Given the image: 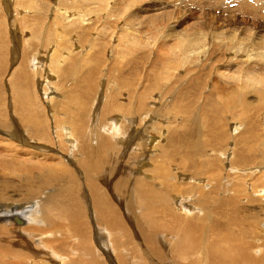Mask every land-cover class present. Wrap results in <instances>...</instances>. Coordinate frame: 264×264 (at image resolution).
I'll use <instances>...</instances> for the list:
<instances>
[{
	"label": "bare ground",
	"instance_id": "1",
	"mask_svg": "<svg viewBox=\"0 0 264 264\" xmlns=\"http://www.w3.org/2000/svg\"><path fill=\"white\" fill-rule=\"evenodd\" d=\"M32 1L4 0V8L0 0L1 12L4 9L13 12L8 8L14 5L23 9V13L14 12L12 25L16 30L27 31L20 35L22 39L15 36L17 32L10 35L14 42L12 47L8 38L11 33L6 31L7 23L0 13V78L7 73V68L17 63L8 77L11 80L7 88L9 101L0 92V133L6 137H0V264H100L93 259L94 256L99 258L98 246L112 256L115 264H147V257L139 255L144 251L140 253L137 239L129 235L130 224H134L135 232L142 236L143 243H139L157 259L152 264H264V181L261 179L264 178V115L258 124L257 117L243 119L247 107L241 102L220 105L217 81L212 82L208 95L201 93V107L188 104L194 101L191 91L204 88L195 82L201 80V75L198 79L192 78L183 88L172 86L157 90L158 83L167 79L162 76L150 80L140 92L134 90L138 82L131 88L126 81L122 83L123 90L114 92L108 88L114 87L111 67L107 70L105 85L96 81L105 73L103 76L99 64L100 53L92 51L93 43L88 51L90 55L78 64L77 55L66 47L68 41L58 36L63 29L59 31L58 26V29L43 30L41 16L46 10L39 12L42 15L28 14L27 11L37 10ZM95 1H99L96 13L101 14L98 17L104 12L107 15L110 0ZM41 6L39 4L38 8ZM86 8H90L86 13L93 10L88 4ZM43 9L47 7L40 8ZM115 14L110 11L106 18ZM152 14L150 9H138L130 20L135 23L139 19L140 23L142 17ZM85 15L73 12L67 16L75 21L78 16L83 17L81 20L85 23ZM85 28L87 30L88 26ZM37 37L43 43L41 59L33 54ZM191 43L199 44V39ZM208 44L211 42L206 46ZM216 45L219 44L210 45L215 53ZM61 55H67L66 60H60ZM153 63L157 67L176 65L158 58ZM43 68L48 74L42 72ZM37 69L41 70L38 75L45 74L42 84L37 86L43 93L42 97L38 95L42 101L37 100L34 76L30 73ZM251 70V67L245 70L246 75ZM256 71H252L256 77L262 75V68ZM54 75L57 82L51 85L63 93L51 97L49 80L55 79ZM112 75L115 80L117 75ZM153 91H157L153 96L161 98L162 102L146 101ZM195 95L192 94L193 98ZM164 98L169 101L164 103ZM184 101H187L186 111L174 109L175 104ZM90 103L93 108L85 110ZM161 105L172 107L164 118L159 113ZM235 105L240 109V125H248L250 130L234 136L230 143L226 132L235 135L237 126L231 121L227 123L226 115L232 116L229 108ZM46 108L48 124L42 116ZM257 113H264V107ZM110 114L119 115L121 120L113 118V122L107 124ZM34 137L40 138V144L54 145V150L65 156L66 161L52 158L43 146L36 152L18 146L24 145L21 144L24 139L26 142ZM15 142L18 144H13ZM230 145H233L231 149ZM200 155L202 159L195 158ZM224 156H230L229 161L220 163ZM45 157L51 159L42 161ZM64 162L70 168L64 166ZM107 164L110 169L104 171ZM251 165L256 168L251 169ZM77 170L81 172L83 184ZM13 179L18 182L13 183ZM248 179H252L251 185ZM260 183H263L261 187ZM107 193L113 195L114 203ZM16 201H30L31 207L19 209L17 204L12 205ZM89 218L95 230L102 227L98 235L106 239L102 242L99 238L95 248L91 244L93 233L91 235ZM36 231L39 234L35 236ZM65 231L68 238L64 236ZM37 247L43 255H39Z\"/></svg>",
	"mask_w": 264,
	"mask_h": 264
},
{
	"label": "rangeland",
	"instance_id": "2",
	"mask_svg": "<svg viewBox=\"0 0 264 264\" xmlns=\"http://www.w3.org/2000/svg\"><path fill=\"white\" fill-rule=\"evenodd\" d=\"M43 1L33 0L32 2L36 6L33 3L32 4L34 5L35 8L37 7L38 11L36 9L32 10L36 12V14H34V12L27 11L28 14L30 15L32 13L30 16L37 15V14L42 15L40 14L41 11L46 10L45 12H42L43 15L41 16L42 20L40 24L42 25L43 30H45L47 27H50L53 30L54 27L57 28L58 26H59L58 27L59 29L58 28L57 29L59 31L63 29V33L60 32L62 35H59L60 33H58V36L60 39H63L64 42L66 40L68 41V42L66 41L67 42L66 44L68 45V46L66 45V47L70 48L71 49L70 51L77 55L75 61L78 64L82 62L83 58H86L87 56L90 55L88 51L93 43L94 47L92 48V51L97 54L100 53L101 55L100 57L102 61H100L99 64H101L102 66L103 76L105 73L104 77H100V79H98L97 77L96 81H99L101 84L105 85L106 80H107V77H106L107 70L111 67V79L114 83L113 84L114 87L113 88L108 87V88L113 89L114 92H116L117 90H123L124 87L122 86V83L124 81L130 84L131 88H133V85L138 82L137 83L138 87H136V89L134 90H137L140 92L142 91V89H144L146 85H148L150 80H152L153 78L159 79L162 76H165L167 79L166 81L163 80L164 81L163 83H158L157 90H166L172 86H174V89H177L178 86H181L183 88L184 86H188L187 82L191 81L192 78L193 80L195 78L198 79V76L201 75V80L200 79L195 80V82L199 83L200 87H204V88L200 89L197 92H193V93L192 91L191 93L189 92L191 98L194 99V101H188V104H196L198 105V108L201 107V105L203 104V101L201 102V100H203L202 95H205V96L208 95L209 90L210 91L212 90L210 88L212 82L214 83V81H217L218 82L217 86L219 87L218 90L220 89L219 92L221 91L219 95L221 96L220 98L218 97L217 99L220 101H217V100L216 101L220 103V105H223V103L227 104V102H233V101L236 103L241 102L243 105L247 107L246 116H244L243 119H251L253 117L254 118L257 117L256 120L259 119L257 121L258 124L261 121H263L264 113H261V115H259L258 113L257 114L255 113L258 109L264 107V56H263L264 54V0H110L109 1L110 3L106 7L107 10L109 11L108 14H110V11L116 12V14L114 16H109V18H106L108 14L105 15L106 14L105 12L104 14L102 13L103 14L102 17H98V15L101 14L99 13L97 15L96 13V8L98 7L97 4L99 1H95V0H91V1L90 0L88 1H85V0H78V1L76 0H70V1L69 0H60V1L43 0ZM77 2H82L83 5L78 6ZM255 2H257V5L255 4ZM39 4L42 5L40 8L47 7V9L40 10V8H38ZM86 4H88V6L90 5V7H93V10L91 9L92 11L89 13H86V10L90 9V8L89 9L86 8ZM1 5L2 3H0V7ZM52 5L56 7V9L59 11L54 9ZM3 7L5 8L4 0H3ZM19 7L20 6L18 5L17 6L14 5L13 7L8 8V9H11L13 12L7 11L6 9H4V11L2 12L0 11V13L2 14L1 16L4 17L5 22L7 23L6 31L7 32L10 31L11 33L9 34V37H8L10 41L13 40V37H10V35H12L13 33L15 34L17 32L16 33L17 35L15 34V36L20 37V35L22 36L23 32H27V31H20L19 29L16 30L14 29L12 25L15 19L13 17L14 12L17 11L20 13L21 11V13H23V9ZM70 7H75L76 9H73L74 10L73 11L71 10ZM137 8L138 9H143V8L150 9V11H153V14L150 17H142L143 22L141 21L139 23L138 22L139 19H138L134 23L130 19L133 13L138 10ZM51 9H53V11ZM5 10L7 13H5ZM49 11H51L53 15ZM70 12L71 13L77 12L82 15L86 14L84 17H86L85 19L87 21L83 23V20H81L83 19V17H79V16H78V19H76L75 21V19H73L72 17L70 18L67 16L68 14H71ZM46 15L49 18H47ZM10 16L12 19H10ZM93 16L94 17L97 16V18L95 19ZM87 26L89 30L88 29L86 30L85 27ZM79 29L80 30L82 29V30L80 31ZM58 30L55 32V35L57 32H59ZM95 30H98V31L95 32ZM99 31L100 32L102 31V32L98 33ZM64 32H67V33H64ZM77 32L81 33L82 36L81 34H78ZM66 35H70V36L67 38ZM86 36H88V38ZM79 37H82L84 39V42H83V39ZM37 38L38 39L35 40L33 54L37 55V57L39 56L38 59H41L43 58L42 57L43 53L41 49V47L43 46V43H42L41 38L40 39L39 37ZM195 39H199V44L196 43L195 45H192L191 41ZM80 41H82V43ZM207 42H211V44H219L218 46L216 45L214 47V49L215 48L217 49L216 53L214 52L215 50H213V46H210L211 44L210 45L208 44L206 46ZM10 43L12 44V47H13L14 42L11 41ZM69 44H71L72 46H70ZM49 46L45 48H48ZM199 46H203V47L199 48ZM12 47H11V50H12ZM81 47H83L85 50L82 49ZM205 48L208 53L206 52ZM211 51L214 53L213 54L214 56L212 55ZM215 54L217 57L215 56ZM14 55H16V53H14ZM66 56L67 55H61V57L59 58L60 60L62 58L66 60L65 58ZM156 58L160 59L161 62H164V61L174 62L176 63V65L175 67H157L156 66L157 64L153 63V60ZM37 62L39 61L37 60ZM59 64H60V61L59 63H57V65ZM15 66H17V63L11 65V67L7 68L6 70L7 73L1 75L0 92L1 93L3 92L2 95L0 93L1 96L5 95V97H7L8 94H10L7 89L10 85L9 83L10 79L8 77L10 76L9 73H11L12 70L15 69ZM202 67H204L205 69ZM240 67L242 68L240 69ZM249 67H251L252 70L251 72H248L249 74L246 75L247 71L245 70H248ZM254 67L256 68L261 67L262 71H260L261 68L256 69ZM254 69L257 70L258 72L260 71L262 75H259L260 77L259 76L256 77V75L252 72L254 71ZM204 70H208V71H204ZM39 71L41 70L37 69V71L34 70V72L31 71L30 73L33 74L34 76V80H35L34 85L36 86L34 88V91L37 94L36 96L37 100L40 99L39 101H42L43 99L39 98L38 95L42 97L43 93L37 86L42 81V77L46 73L48 74V72H46L47 69L43 68L42 72L45 74L43 75V73L41 72L40 75L42 76H40L38 75ZM202 72H204L205 74ZM113 73L117 75V78H115V80L112 75ZM170 74H171L170 76L171 78H169ZM40 77L41 79H39ZM202 77L203 78L206 77L204 78L205 80ZM53 78L55 79L49 80L50 87L52 86V89H51L52 94L50 96L51 97L60 96L62 95L63 91H60L59 88H57L54 85H51L57 82L55 75L53 76ZM202 79H203V82H201ZM205 81L207 84L205 83ZM40 84H42V82ZM108 88H106V91L108 90ZM153 93L154 91L149 95L150 98L148 96L149 99H146V101L150 100L148 101V103H151V102L157 103L159 101L162 102L161 98L160 99L155 98L153 96ZM155 93H157V91ZM194 93L196 95L193 98L192 94ZM196 96L199 98H196ZM103 97H104V94H103ZM9 99L10 98L7 97L6 101H9ZM95 99H96L97 105H99V97L96 96ZM163 101L164 103H166L169 101V98H166V99L164 98ZM90 104L91 106L87 105L86 106L87 109L85 110H88L90 107L93 108L92 103ZM101 104H102V99H101ZM102 105H100V107L103 108L104 105L103 106ZM186 105H187V101H184L182 103H177L174 105V109L175 110L182 109L186 111ZM102 108L99 110L101 111ZM171 108H172L171 105H161V108L159 111L161 117L164 118L167 113V110ZM229 109L232 110L233 112H232V116L226 115V118H227L226 122L230 123L231 121L234 123L235 126H237V132L235 135L233 134V132L232 133L226 132L228 140H230L231 141L230 143H232L233 142L232 138L234 136H240L242 134H247L249 133L250 128L248 125H243V126L240 125L241 119L238 117L239 116L238 114H240V109L238 106L235 105L234 108L232 109L229 108ZM47 113H48V109L46 108V114L42 116H44L48 124V117H47L48 114ZM87 118L90 121L92 120V118H89L88 115H87ZM113 118L120 119L119 115L110 114L107 116V124H111L113 122L112 120ZM0 137L6 139V137L2 133H0ZM18 138H21V137H18ZM35 139L37 140V142L35 141ZM38 139L40 138L34 137V138H31V141H30V139L28 138L26 142L24 139V142L23 143L20 142V143L26 146L20 145V144L18 146L24 148L22 150H26L25 149L26 147L27 148L26 151H29V150L31 151V149H33L32 151L34 152L38 151L39 149H42L41 147L43 146V149L49 152L52 158L56 157V159L58 158H63V160L66 159L65 156H61L60 152L58 153L56 150H54L55 149L54 145L52 144L49 145L48 143H47L48 146L46 145V143L40 144V140L38 141ZM13 144H18V143L15 142ZM29 146L31 147L33 146V147L31 148ZM232 147L233 145H230L229 149H231ZM22 158L25 159L26 157L23 156ZM195 158L202 159L203 155L196 156ZM41 159L42 161L44 160L46 161L47 158L45 157ZM48 159H51V158H48ZM229 159H230V156H224V160L222 157V159L220 160V163L227 162L229 161ZM231 163L234 165V162L231 161ZM64 166H67L65 162H64ZM252 168H256V165H251V169ZM109 169H110L109 165L108 164L105 165L104 171H107ZM78 173L79 171L77 170V174ZM223 175H225L224 172H223ZM79 176L81 178L80 181L83 184L82 182L83 177L81 175V172L79 173ZM254 178H257V176ZM252 179H248L249 185H251ZM261 179L262 181H264V178H261ZM12 182L16 183L18 181L16 180L15 182V179H13ZM223 183L226 184L225 179L223 180ZM262 184L263 183H260V185L259 184L258 185L261 187ZM107 196H109V198L114 203L113 195L110 193H107ZM223 196L224 194L222 195V197ZM218 197H219V194H218ZM83 199H86L87 201L89 200L87 196H83ZM116 202L117 201H115V203ZM31 203L32 202L30 201H24V202L16 201L12 203V205L17 204L16 206H18L19 209H24L26 207H31ZM90 216H91V213H90ZM88 221H89V224L91 225L90 226L91 235L93 233V235L91 236L92 237L91 244L93 243L92 246L95 248L97 245L96 243L99 238L101 240L103 239L102 242H105L106 239L98 235L100 234L102 227H99L97 230H95V227L91 223L90 218L88 219ZM134 226H135L134 224H130L131 228L129 229L130 230L129 235H132V237L135 238L134 240L137 239L136 241L138 242V246L140 247L139 248L140 250L138 248L137 249L140 251V253L142 252V250L144 251L142 252V254H139V255H142L145 258L147 257L153 260V261L150 260L148 262V259L146 258L145 261L147 262V264L155 263L157 259L155 257L150 256V253L145 249V247H143V244L141 245V243H139V241L142 242V238H141L142 236L136 233L137 230L134 229L136 228ZM64 233H65L64 236L67 237L68 233L66 231ZM38 234L39 233L37 231L34 233L35 236ZM136 234L137 236H140V237L138 238L137 236H135ZM70 245H73V243L71 242ZM38 248L39 247L35 249L39 250ZM98 248H99V251H96V254L99 256V258L97 259V256L93 255L94 256L93 259L98 261L100 264H115V260H113L111 255H109L108 253L106 254V251L104 253L103 250L100 249V246H98ZM68 249L69 247H67V250ZM106 249L108 250L109 248H106ZM38 252H40V250ZM144 254L146 255L144 256ZM39 255H43V253L40 252ZM45 259H46L45 261H48L47 257ZM107 259L113 262L111 261L109 262L107 261ZM50 263L55 264L52 262Z\"/></svg>",
	"mask_w": 264,
	"mask_h": 264
}]
</instances>
